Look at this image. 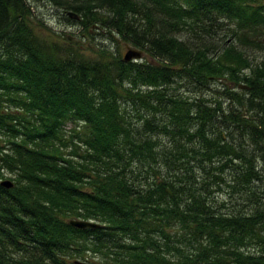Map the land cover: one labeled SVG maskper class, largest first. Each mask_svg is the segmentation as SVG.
Instances as JSON below:
<instances>
[{
    "label": "trees",
    "instance_id": "trees-1",
    "mask_svg": "<svg viewBox=\"0 0 264 264\" xmlns=\"http://www.w3.org/2000/svg\"><path fill=\"white\" fill-rule=\"evenodd\" d=\"M48 1L69 20L145 48L155 61L63 47L35 30L28 0H0V264H85L90 249L106 254L100 264H264V209L218 210L207 180L198 187L191 173L192 159L219 156L242 186L261 178L255 156L264 161V61L253 64L234 41L196 42L177 32L220 18L243 28L264 24V0ZM222 77L245 86L226 90L243 107L168 91L175 81L202 89ZM127 99L151 112L144 132L128 118ZM220 116L246 130L253 150L214 133ZM69 121L84 124L71 134L83 151L61 147ZM147 130L198 143L160 148ZM161 163L175 179L157 178ZM6 178L12 186L2 184ZM71 218L100 225L79 227Z\"/></svg>",
    "mask_w": 264,
    "mask_h": 264
},
{
    "label": "rangeland",
    "instance_id": "rangeland-1",
    "mask_svg": "<svg viewBox=\"0 0 264 264\" xmlns=\"http://www.w3.org/2000/svg\"><path fill=\"white\" fill-rule=\"evenodd\" d=\"M262 1V0H261ZM32 6V22L36 31L41 34L49 33L54 40L60 43L63 47H72L75 50H80L83 54L92 57H98L101 55L103 48H108L115 54L124 56L128 49V46H136L130 40H126L117 33L115 37L108 34L107 28L98 27L97 25H91L85 27L78 21L69 20L65 8L58 7L54 3L48 0H28ZM220 21H214L210 25V22L202 24H193L182 26L177 32L187 38L193 39L199 42L203 39L208 40L209 44L224 43V41H234L239 47L245 50L246 54L251 58L253 64H260L264 61V24L260 23L249 27H240L234 20L228 18H220ZM207 21V20H206ZM204 21V22H206ZM237 29V34L231 37L233 29ZM50 36V37H51ZM139 48V46H138ZM142 49V55L140 57H134V59H147L155 61L149 51L145 48ZM145 87V86H143ZM245 86L238 85L230 77H222L213 80L209 88L198 89L197 86L187 81H175L168 85V91L177 94L187 95L191 98L201 95H207L214 102L220 100L224 108L231 110L233 105L243 107L241 101L235 97H231L226 90L236 89L241 90ZM124 107L126 114L134 124H136L142 132L143 129V116L151 114V112L142 104L133 103L132 100L127 99L124 101ZM253 117H257L256 109H252ZM223 116H220L217 120L215 134L222 131V135H226V139L237 147L244 146V152H250L253 150L254 142L251 138L245 134L241 126L229 124L227 126ZM74 128L76 130H74ZM196 129V127H193ZM85 130L84 124L77 121H69L66 124L65 136L67 144H61L62 149L65 152H71L73 149L83 151L85 146L78 136H72L71 134L82 133ZM210 126L208 131H210ZM79 131V132H78ZM147 135H153L159 141L160 148L175 149L178 146V142L182 141L187 144L198 143L195 139L187 140L185 137H173L171 133L158 132L157 134L147 130ZM74 139V141L72 140ZM79 143L80 145H78ZM199 157L202 155L199 154ZM256 162L261 171V178L253 180L250 186H242V183L234 177L235 168L232 165H223L225 158L215 156L213 160L202 159L205 167L201 166L196 158L191 160L193 169L191 170L193 183L198 187L204 186L207 182L209 185L208 199L209 201L221 211L228 212H250L257 208L264 209V161L258 156H255ZM236 161L240 160L235 158ZM242 161V160H241ZM243 162V161H242ZM212 165H220V168H213ZM161 174L158 179L170 176L175 179L172 174V169L169 164L161 163ZM212 172H217L223 175L224 179H218L219 183L213 180ZM152 176H150L151 178ZM203 180H207L206 183ZM143 182V180H141ZM202 188V187H201ZM257 249L262 247V242L254 243ZM106 248H109L106 247ZM86 262L91 264H100L102 261H106V254L100 250L90 249L86 252ZM78 258L84 260L82 255ZM109 262H111L108 257Z\"/></svg>",
    "mask_w": 264,
    "mask_h": 264
},
{
    "label": "water",
    "instance_id": "water-1",
    "mask_svg": "<svg viewBox=\"0 0 264 264\" xmlns=\"http://www.w3.org/2000/svg\"><path fill=\"white\" fill-rule=\"evenodd\" d=\"M68 14L75 17V18H80V14L77 12H74L72 10L68 11ZM142 55V49L135 47V46H128L127 51L124 54V59L125 60H131L134 59V57H140ZM2 184L6 186H12L13 185V180L10 178L3 179ZM70 223L79 226V227H85V226H98L100 225L97 221L92 220V219H82V218H71ZM85 264H89L88 262H84Z\"/></svg>",
    "mask_w": 264,
    "mask_h": 264
}]
</instances>
